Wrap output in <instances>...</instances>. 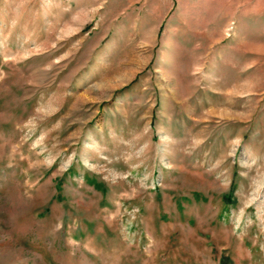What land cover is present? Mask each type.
Instances as JSON below:
<instances>
[{
    "label": "rangeland",
    "instance_id": "374dc122",
    "mask_svg": "<svg viewBox=\"0 0 264 264\" xmlns=\"http://www.w3.org/2000/svg\"><path fill=\"white\" fill-rule=\"evenodd\" d=\"M0 264H264V0H0Z\"/></svg>",
    "mask_w": 264,
    "mask_h": 264
}]
</instances>
